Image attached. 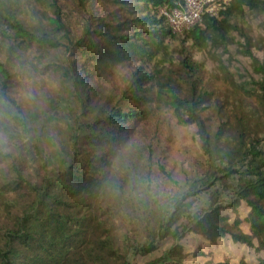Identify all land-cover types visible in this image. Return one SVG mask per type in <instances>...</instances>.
Here are the masks:
<instances>
[{
    "label": "trees",
    "instance_id": "trees-1",
    "mask_svg": "<svg viewBox=\"0 0 264 264\" xmlns=\"http://www.w3.org/2000/svg\"><path fill=\"white\" fill-rule=\"evenodd\" d=\"M24 1L0 0V107L8 109L0 126L14 141L0 150V264H138L149 256L140 264H187L183 240L190 234L207 250L219 241L229 244L242 259L237 264H264V137H248L238 150H215L221 131L212 136L202 116L208 94L203 66L192 57L208 44H227L232 33L246 41L240 31L244 11L264 12V0H230L216 17L205 16L181 34L172 33L158 13L177 0H71L83 16L79 33L58 0H32L42 7L40 16L35 24L21 21ZM55 51L63 55L61 65L47 58L38 70L55 73L61 102L74 105L62 130L52 117L55 109L40 113L10 95L16 66L20 75L29 74ZM252 63L264 108V59ZM120 67L130 68L126 82L102 97L93 83ZM160 109L175 124L194 129L202 170L179 186L156 156L155 143H148L146 158L156 159L158 174L177 192L140 241L142 217L132 209L113 215L103 204L109 176L101 148L119 146L131 124ZM202 194L205 207L191 212L188 201ZM110 220L119 226L120 245L113 243ZM199 247L192 257L201 256Z\"/></svg>",
    "mask_w": 264,
    "mask_h": 264
},
{
    "label": "rangeland",
    "instance_id": "rangeland-1",
    "mask_svg": "<svg viewBox=\"0 0 264 264\" xmlns=\"http://www.w3.org/2000/svg\"><path fill=\"white\" fill-rule=\"evenodd\" d=\"M21 4L20 20L28 24H35L40 16L42 7L32 0H25ZM62 12L70 27L79 33L82 23V13L76 9L71 0H58ZM236 22L231 20V24ZM241 33L246 41L237 33H232L230 41L221 46L208 44L200 53L193 54V60L203 66L202 90L208 96L205 98L202 116L206 118L213 136L219 130L221 135L213 140L217 152L238 150L245 145L248 137H264V108L259 104L257 87L259 75L252 69V58L261 63L264 59V12L244 11ZM248 54V55H247ZM250 55V56H249ZM50 56V57H49ZM31 57V55H30ZM55 60L56 65H61L63 55L61 51L45 54L29 74H21L22 70L16 66L13 70L17 74V84L11 91L12 99L18 104L22 103L29 108H37L38 112L48 115L55 109L57 115L52 116L58 124V129L66 127L67 114L74 105L68 100L62 101V89L55 73L41 74L38 69L44 65L45 59ZM35 64L37 61L33 59ZM130 68H116L106 78L97 79L93 84L102 97L112 91L120 90L126 82ZM55 108H50V107ZM4 108H6L4 106ZM63 109V110H62ZM0 107V114L3 112ZM70 115V114H69ZM160 125V132L158 126ZM0 126V150L4 151L14 145L12 136L4 132ZM126 140L113 148L102 147L106 152L108 166L106 168L109 180L102 186L101 198L106 209L113 215H123L126 210H135L141 216L138 224L141 230L138 233L140 241L150 233L153 222L159 215L162 207L175 195L176 188L167 180L160 177L157 172L155 158L150 161L146 158L147 145L153 141L156 146V156L164 164L167 171L179 186L184 185L186 178L194 172L202 170V159L194 139V129L175 124L170 114L163 109L153 111L149 117L140 123L129 126ZM242 141V143H240ZM244 143V144H243ZM53 147V144H50ZM88 150L90 147L87 148ZM149 172V180L145 181ZM206 195L202 194L188 201V209L197 212L205 207ZM226 200V199H225ZM109 225L113 243L120 245L122 238L118 234V224ZM140 223V222H139ZM199 244L201 256L192 257L195 245ZM167 244H162L166 247ZM184 251L188 254L187 264H203L210 260L211 263H220L225 258L231 264H237L242 259L237 257L230 249L229 244L219 241L207 250L205 244L196 235H188L183 240ZM211 256H207V252ZM244 249L240 248V252ZM145 259H138L140 264ZM251 256H246L244 262L250 261Z\"/></svg>",
    "mask_w": 264,
    "mask_h": 264
},
{
    "label": "built area",
    "instance_id": "built-area-1",
    "mask_svg": "<svg viewBox=\"0 0 264 264\" xmlns=\"http://www.w3.org/2000/svg\"><path fill=\"white\" fill-rule=\"evenodd\" d=\"M230 0H177L172 6L158 8L170 31L181 34L195 26H200L203 17H216Z\"/></svg>",
    "mask_w": 264,
    "mask_h": 264
}]
</instances>
